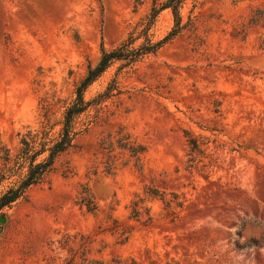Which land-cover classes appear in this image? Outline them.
Returning <instances> with one entry per match:
<instances>
[{"label": "rangeland", "instance_id": "rangeland-1", "mask_svg": "<svg viewBox=\"0 0 264 264\" xmlns=\"http://www.w3.org/2000/svg\"><path fill=\"white\" fill-rule=\"evenodd\" d=\"M165 1L0 0V169L44 103L52 120L61 118L101 47L131 35L136 48L171 31L169 8L150 20ZM263 6L182 0L175 36L135 61L113 60L83 92L71 146L0 210V264H71L59 239L76 232L104 240L101 255L127 264H264V24L249 23ZM126 132L146 145L142 170L127 149L101 145L108 133L116 141ZM192 137L202 152H191ZM16 182L2 181L0 195ZM147 187L179 195L174 220L159 218L156 198L145 202L151 224L130 217L134 195ZM109 215L132 226L126 242Z\"/></svg>", "mask_w": 264, "mask_h": 264}, {"label": "trees", "instance_id": "trees-1", "mask_svg": "<svg viewBox=\"0 0 264 264\" xmlns=\"http://www.w3.org/2000/svg\"><path fill=\"white\" fill-rule=\"evenodd\" d=\"M182 0H166L160 7L153 5L150 12V20L154 19L157 13L165 8H169L173 14L174 27L161 40L151 42L150 38L145 37V41L138 47H132L133 37L130 35L124 39L117 47L106 50L103 47L100 49V56L95 64H88L86 73L74 90L75 97L70 104L63 110L61 118L58 121L52 120L54 111H52L51 103H44L41 106V114L38 124L35 127L27 126L24 132H18L19 149L11 158L9 155L4 157L3 167L0 169V183L7 178L17 176L16 185L10 186L0 195V210L18 199L23 195L25 190L39 183L45 173L52 166L55 158L61 152L71 146L72 141L77 134L73 127V118L85 110L87 102L83 98L85 89L109 66L115 59H128L129 61L137 60L141 55L156 51L163 43L171 39L179 32L180 15L178 11ZM264 24V6L257 7L253 10L250 18L251 24ZM148 26L143 29L146 31ZM60 101V100H59ZM53 106V105H52ZM60 125L57 131H54L56 125ZM124 128L120 127L121 132ZM131 134L126 132L120 135L116 141L113 136L108 133L106 137L101 139L103 148L113 151L116 147L127 149L131 153L134 160V166L139 170L143 169V156L146 152V145L129 141ZM117 142V145H116ZM190 150L202 152L199 148V142L195 137L188 139ZM7 151V149L5 148ZM113 159L107 162L109 169L115 167ZM195 156L190 155L188 166L195 167ZM9 162L11 164H9ZM169 194V196H168ZM135 199L132 200V218L143 224L149 225L153 222V216L149 213V208L145 207V202L148 199H159L164 204V211L159 214L160 219L169 217L174 220L177 217L176 209L183 206V201L175 192H164L154 187H147L144 190V195L135 194ZM87 210L91 213L98 211V206L95 203L92 205L86 204ZM109 209H112L110 206ZM145 218H142L143 215ZM109 220L112 216L105 217ZM114 223L110 227L112 232L119 234V244L128 240V235L132 230L130 225H122L117 219L112 218ZM100 241L101 245L96 246ZM59 242L62 246L70 245L69 250L72 255L70 258L71 264H127L118 258L107 260L101 254L106 247L104 240H97L92 234L76 232L74 234H64ZM135 261L133 260V264ZM166 264H181L179 261H169Z\"/></svg>", "mask_w": 264, "mask_h": 264}, {"label": "water", "instance_id": "water-1", "mask_svg": "<svg viewBox=\"0 0 264 264\" xmlns=\"http://www.w3.org/2000/svg\"><path fill=\"white\" fill-rule=\"evenodd\" d=\"M4 220V217L3 216H0V222Z\"/></svg>", "mask_w": 264, "mask_h": 264}]
</instances>
